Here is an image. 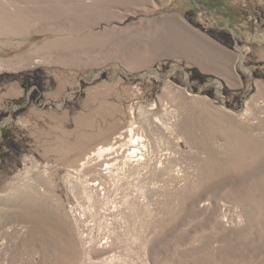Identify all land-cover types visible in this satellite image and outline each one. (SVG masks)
Here are the masks:
<instances>
[{
  "label": "rangeland",
  "instance_id": "obj_1",
  "mask_svg": "<svg viewBox=\"0 0 264 264\" xmlns=\"http://www.w3.org/2000/svg\"><path fill=\"white\" fill-rule=\"evenodd\" d=\"M221 25L0 0V264H264V61Z\"/></svg>",
  "mask_w": 264,
  "mask_h": 264
},
{
  "label": "crops",
  "instance_id": "obj_2",
  "mask_svg": "<svg viewBox=\"0 0 264 264\" xmlns=\"http://www.w3.org/2000/svg\"><path fill=\"white\" fill-rule=\"evenodd\" d=\"M198 1H201L206 10L213 14L217 21L222 23L221 28L233 39L246 42L244 48L240 50L241 53H253L257 56V59L264 61V45H262V43H264V27L261 25L260 28L258 24L251 22L252 15L249 11L254 0ZM256 2L263 5L260 7V10L264 13V0H256ZM257 8H255V12L258 14L260 12ZM179 17L184 18L182 15ZM181 21L185 22L184 19H181ZM256 43L261 45H257ZM252 46H254V48H252ZM251 49H253V52H250ZM226 75L231 76V73L228 72Z\"/></svg>",
  "mask_w": 264,
  "mask_h": 264
}]
</instances>
